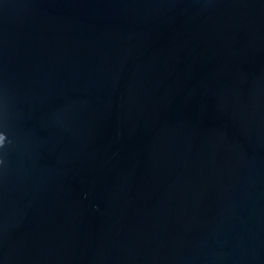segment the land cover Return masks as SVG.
<instances>
[{
  "label": "water",
  "instance_id": "water-1",
  "mask_svg": "<svg viewBox=\"0 0 264 264\" xmlns=\"http://www.w3.org/2000/svg\"><path fill=\"white\" fill-rule=\"evenodd\" d=\"M0 264H264V0H0Z\"/></svg>",
  "mask_w": 264,
  "mask_h": 264
},
{
  "label": "clouds",
  "instance_id": "clouds-1",
  "mask_svg": "<svg viewBox=\"0 0 264 264\" xmlns=\"http://www.w3.org/2000/svg\"><path fill=\"white\" fill-rule=\"evenodd\" d=\"M4 139H5V137H4L2 134H0V147L3 146V144H4ZM0 163H2V161H0Z\"/></svg>",
  "mask_w": 264,
  "mask_h": 264
}]
</instances>
